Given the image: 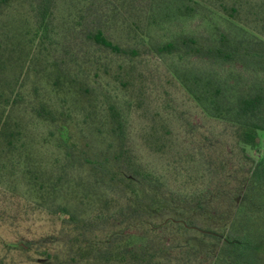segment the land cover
I'll return each mask as SVG.
<instances>
[{
    "label": "trees",
    "instance_id": "obj_1",
    "mask_svg": "<svg viewBox=\"0 0 264 264\" xmlns=\"http://www.w3.org/2000/svg\"><path fill=\"white\" fill-rule=\"evenodd\" d=\"M208 8L213 37L150 36ZM150 57L200 123L145 114ZM138 112L155 170L128 138ZM261 134L264 0H0V186L20 182L54 226L48 246L9 244L35 264H256Z\"/></svg>",
    "mask_w": 264,
    "mask_h": 264
},
{
    "label": "rangeland",
    "instance_id": "obj_2",
    "mask_svg": "<svg viewBox=\"0 0 264 264\" xmlns=\"http://www.w3.org/2000/svg\"><path fill=\"white\" fill-rule=\"evenodd\" d=\"M197 12L198 14L188 20L173 22L160 28L152 27L149 30L150 36L157 42L166 41L179 34L209 38L213 37L217 29L225 27L218 16L209 8ZM188 63L189 67L195 69L210 68L208 62L198 59L191 60ZM168 65L167 60L162 61L154 57L148 58L146 68L156 89L152 93L150 103H146L145 114L149 116V113L160 112L163 114V111L171 113L172 110H177L186 113L184 115L189 123L196 120L200 123L202 120L195 112L194 105L188 101L182 92L164 82L165 67ZM140 115L139 113L129 118L128 138L138 162L149 170H155L158 168V160L148 154L142 147L140 132L143 127L147 129V125L146 121L139 117ZM187 126L184 127L189 129L190 124ZM186 134L183 137L185 140L190 141ZM260 136L261 145L257 149H246V154L251 159H257L263 153L264 134ZM15 181H18V179L15 178ZM19 183L14 182L11 185L0 186V261H2V264H35L37 256L19 247H10L9 244H16L19 241L36 243L42 240L43 244L46 243L44 245L48 246L49 240L47 239L54 233V226H51L49 218L38 214V210L33 209L35 204L32 202L30 194L26 193L25 188ZM41 211L47 212L46 209ZM11 221L13 224L9 226ZM260 245L254 253L256 264H264V238ZM35 247L37 246L31 245L32 249Z\"/></svg>",
    "mask_w": 264,
    "mask_h": 264
}]
</instances>
